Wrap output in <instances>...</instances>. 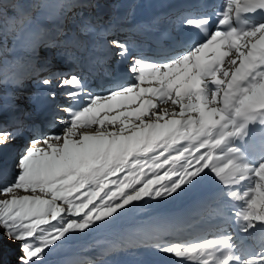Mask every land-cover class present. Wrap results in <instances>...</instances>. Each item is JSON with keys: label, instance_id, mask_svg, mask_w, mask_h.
I'll return each instance as SVG.
<instances>
[{"label": "snow or ice", "instance_id": "1", "mask_svg": "<svg viewBox=\"0 0 264 264\" xmlns=\"http://www.w3.org/2000/svg\"><path fill=\"white\" fill-rule=\"evenodd\" d=\"M257 13H264V0H225L215 31L210 16H189L184 23L193 32L180 50L158 60L132 56L123 69L127 79L106 81L97 86L101 91L90 89L75 72L39 80L50 89L48 97L55 100L60 89L68 103L58 105L66 113L57 119L60 131L30 139L15 175L0 187V232L20 244L17 264H47L46 258L74 236L152 201L175 199L207 175L206 169L225 189L221 196L233 199L201 145L223 126L217 122L233 105L243 106L235 115L247 121L256 117L252 109L264 106V23L239 26ZM109 43L120 57L130 55L124 42ZM169 102L179 111L161 107ZM22 131L0 125V146ZM193 140L196 149L187 147ZM256 180L264 181V169ZM256 196L243 219L264 224V183ZM157 247L181 264H264V253L241 259L230 244L224 257L206 247Z\"/></svg>", "mask_w": 264, "mask_h": 264}, {"label": "rangeland", "instance_id": "2", "mask_svg": "<svg viewBox=\"0 0 264 264\" xmlns=\"http://www.w3.org/2000/svg\"><path fill=\"white\" fill-rule=\"evenodd\" d=\"M5 1L13 2L14 0H5ZM84 1L90 4V6H87V9L92 8L94 11H98V7L105 6L107 2H112V0H99L100 5L98 6L96 5V1L98 0H84ZM29 8L30 7H28V9L25 10L27 14L31 13ZM50 8L51 10H53V12L57 14V17L53 19V22L51 24L43 23L44 21L36 20L37 26H39L41 29L43 28L46 32H48L47 35L46 33H44V30L42 29L43 32L37 34L39 41L31 43L30 41L31 37H28L27 38L28 45H31L35 49L33 48L34 49L33 51L30 50V52L26 54V56L23 54L24 49H22L21 53L11 55L19 59L20 64L19 66L16 65L13 68V74H11V76L8 78L7 81H13V82L18 81V83L20 82V87H17L19 89H17L16 91H12L9 86L6 93H0V99H7L6 101H0V125H7L10 130L18 126L22 128L28 126L34 128L35 124L33 122H29L27 119L36 118L37 116L35 115L38 114L44 108L47 101L53 100L50 97H48L46 93H44L43 85L39 83L40 73L39 74L38 73L34 74V73H36L37 69H39L41 66L42 67L44 65L46 66V64L48 63L55 64L53 59L54 58L56 59L58 57L59 50H54L53 48L49 49L48 46V49L46 51V40L47 42L49 41L51 35H53L54 33V29L63 27L61 28L62 29L61 32H62V38L64 40L69 39L71 35H75V39L80 45H82L81 47H86L85 45L87 44L89 46H92V48L95 51L101 53V49L96 50V47L98 46V43H103V42L101 39H99L100 37L93 35V30H95L98 24H99V28H101L103 23H100L101 21H97L88 15L89 11L86 9V6L83 4L82 0H59L57 4L54 3L52 4L51 2ZM64 29L70 32L69 33L70 35L64 37L63 36V33L65 32ZM43 33L44 35H42ZM18 44L19 41L13 43L15 50L16 48L19 47ZM39 44L43 45V49L39 47ZM103 45L105 46V44ZM1 47L2 45L0 43V48ZM108 47H111L110 43H108L107 48ZM21 48H23V46ZM66 49L67 48H64L63 50ZM126 58L128 60L131 59L129 58V56H127ZM8 60L9 59H7L6 62ZM30 62L33 64L39 62V64H37L35 68H32ZM45 69L42 73H47L49 71V69L46 70ZM41 70L42 68L39 69V71ZM4 73L5 71L0 74V86L1 84L6 83V78L2 79V74ZM85 81L91 83L89 79H85ZM57 82L58 81H54V83ZM56 91H57V97L55 100H53L51 109L57 111V113H55L51 117V125L54 128H56L54 132H59L61 126L57 123V119L59 117L66 116V113L62 111H58L59 109L58 105H64L65 103L68 102H66L67 98L61 95L62 90L56 89ZM57 99H59L60 101L57 102L56 101ZM31 114L35 117L31 116ZM23 120L25 121V123L20 124L19 121H23ZM45 125L49 126L47 123ZM47 126L46 128H48ZM51 127L46 130H50ZM89 131H91V129H89ZM29 132H31V129L29 130ZM50 132H52V130L39 132L40 135L38 136L46 135ZM217 134H218L217 138L220 140H223L226 136V135L224 136L222 133L221 134L217 133ZM32 138L33 137L25 138L24 130H23L22 134L17 139L12 141L7 147L0 146V172L2 171L1 167H5L3 171L9 174V176L8 175L4 176L5 174L3 175L1 174V176H4L5 180L0 181V187H3L8 182H10L17 171L16 164L18 163V158L22 150L20 151V149H17L19 147H15L13 146V144H15L19 140L21 141L19 143L23 144L24 147H26L28 146V141ZM33 146L43 147V145L41 144H37ZM14 149H17V151L19 150L18 155L12 157L9 153L8 156L7 154L9 150L15 152L16 150ZM10 156L11 158H13V160L11 161H9ZM228 159H229L228 161H231L230 158ZM208 163L212 171H214L215 161L212 160V162H208ZM7 165H9V168ZM12 165L14 166V170ZM248 165L250 167V173H249L250 178L245 180L238 190L239 197L242 200V204L240 205L241 207L240 210L244 212V214L249 210V205H251V202L257 199L256 193L259 190V184L264 183V181L258 182L256 180L257 173H259L261 169H264V153H262L261 156L256 158L252 164H248ZM7 168L10 169L11 171L8 170ZM205 171L208 173L207 175L202 174V178H197L194 183L186 186L184 191L175 199L169 198L167 200L159 201V202L152 201L147 206L142 207L133 212H130L127 215L113 221L109 225L99 228L98 234H96L93 238V241H95L96 243L90 242L87 247L89 249H92V246L95 244L96 245L104 244L105 246L108 243L114 242L117 239H127L125 242H121V243L117 242V245L114 246L117 250L122 252H118L113 256H110L111 254L107 255L110 257H108L106 261L102 260L103 257L101 259L95 260L96 258L100 257V255H97L95 251H90L89 249H86L89 251H84V252L80 251L79 253H83L84 256L83 258H86L85 260L89 261L88 264H148L145 261V258L154 260L156 258L161 259L170 256L168 254L159 251L157 245L162 247L167 244H180L182 246L187 245L189 247H193L199 250L200 246L202 245V240L207 239V237L205 236H207V234L211 231H217L215 230L216 228L213 229L207 228L206 231L203 232V230L200 228H204L206 226L207 221L211 222L212 219L206 220L207 216L212 211L211 207L218 200L219 201L223 200L221 193L225 191V189L221 187L218 190H214V186L217 185L218 180L207 169ZM226 190L230 191V188L227 187ZM208 191L210 192L216 191V193L213 192L206 193ZM200 195L204 197L212 195L213 197L210 198L211 200L206 203V205L209 207L203 209L201 211V215H198V212H196L195 209H201L200 205L204 201H197L198 205L197 204L190 205L191 202L190 200L193 199L194 197L197 196L199 197ZM261 203H264V201H261ZM187 206H190L189 212L187 214V217L183 221L184 224H182L183 225L182 228L181 224L179 222H175L174 219L171 217H174L175 214L179 215L177 216L179 218L180 216L182 217L185 214L184 209ZM225 213L227 214L226 210ZM257 222L258 221H256L255 219L251 221L252 224H250L247 221L243 229V233L248 234L249 230L252 227H254L257 224ZM227 224H228V220H227ZM198 229H200V231H196ZM226 229L227 227L222 231L225 232ZM186 231H188L187 234H185ZM88 233L90 232H86L85 238H87V240H90L88 239L89 236H86L88 235ZM226 233H223V235L227 237L229 244L231 245L232 248H234V253L240 256V252L242 253L241 242L235 243L237 238H235V236L231 233L227 236ZM208 238L210 237L208 236ZM77 240H78L77 236H74L70 240L72 247L78 246L77 244L81 242V240L79 241ZM74 241L76 242L73 243ZM0 242L3 245L9 247L5 252V256L2 264H17L18 257L21 255L19 251L20 244L17 245L16 242H13L10 239L4 237L2 232H0ZM88 242L85 241V243ZM262 243L264 242L257 241L255 242V245L257 247L259 245L262 246ZM70 248H71L70 246L64 245L59 250L54 251L46 258L47 264H65V262H68L66 252L68 249L70 250ZM258 252L259 254L261 253V248L258 250ZM152 262L153 261H151V263ZM78 264H82V262H79ZM179 264H181V262ZM183 264H185V262H183Z\"/></svg>", "mask_w": 264, "mask_h": 264}, {"label": "bare ground", "instance_id": "3", "mask_svg": "<svg viewBox=\"0 0 264 264\" xmlns=\"http://www.w3.org/2000/svg\"><path fill=\"white\" fill-rule=\"evenodd\" d=\"M83 4L86 6H90L89 3L82 0ZM176 0H112V2H107L105 6L98 7V11H94L92 8L87 9L89 11L88 15L91 16L93 19L97 21H101L102 27L104 28H112L115 27V25H119L118 28L124 29V18H128V13H131V11H128L129 8L133 6L140 7L145 12V17L139 19V21L144 20L151 14V16H155V12L158 9H161L171 3H173ZM225 0H215V2L211 5V7L206 9H213L216 14V19L214 20V26L213 30L215 31L217 29L216 21L219 18V13L224 10ZM125 12H124V11ZM138 11V10H137ZM179 12L180 15H179ZM184 12V14H183ZM190 10L188 7L182 8L180 11H177V13H174V19L175 24H177V20L181 18V16H189ZM183 14V15H182ZM196 14V13H195ZM192 14L191 16L195 15ZM215 14V13H212ZM179 15V16H178ZM150 22H153L154 20L149 19ZM258 23H264L262 22H251L248 25H245L247 27L255 26ZM51 24V23H50ZM138 23L131 24L133 28L137 27ZM101 27V28H102ZM244 27V26H243ZM63 28V27H61ZM61 28L54 29L53 35H51L49 41L46 40V51L48 49L53 48L54 50H59L58 57L53 59L55 64L48 63L46 66L44 65L41 71L37 69V72L34 74H39L40 79L49 76L53 72L58 73H72L75 72L77 75H79L82 79H89L91 83L86 82L89 85L90 89H93L95 91H101V88L97 87L98 85H104L106 81L109 80H117V79H124L126 80L127 77L124 76V73H120L119 75L115 76L113 75L111 68H115L116 66L124 65L127 63L126 56L121 58L120 62H117L114 58L116 52H113L111 47L107 48L108 42L105 43H98L97 49H101V53L95 51L92 46L85 45L86 47H81L76 39L75 35H71L69 39H63L62 38V32ZM99 28L98 26L93 30V35H96L98 37H105L108 35H105V31ZM65 30V29H64ZM187 30L189 32L192 31V28L189 26L187 27ZM223 30V29H221ZM125 32H127L126 37L124 38V41L130 40L133 42V47H140L144 45V40L132 29L128 30L125 29ZM70 32L65 30L63 33V36L66 37ZM57 39V40H56ZM259 43V42H258ZM105 44V46L103 45ZM127 46L129 49H132V45H129L127 43ZM243 46V45H241ZM64 48H67L66 50H63ZM102 54V55H101ZM142 54L145 55L143 52ZM173 54V53H172ZM171 55V53H168L166 56ZM233 55H235V51H233ZM166 57L160 58L165 59ZM112 60V61H109ZM57 62V63H56ZM108 62V63H107ZM109 63H113L114 65H109ZM39 64L37 62L36 64L31 63L30 65L32 68H35ZM52 65V66H51ZM49 69L47 73H42L44 69ZM45 69V70H46ZM52 69V70H51ZM51 70V72H50ZM33 74V73H32ZM33 74V75H34ZM48 74V75H47ZM38 75V76H39ZM144 86H148L145 84ZM43 91L46 93L47 91H50V89H45L43 86ZM51 100V99H50ZM57 102L60 100L57 99ZM63 102V101H62ZM68 102V100L66 101ZM65 103V101H64ZM53 104V100L47 101L44 108L35 116L36 118L27 119L29 122H33L35 124L34 128L31 127H24L22 128L24 130V137L30 138V137H36L40 135L39 132L44 131H51L54 132L56 128H54L51 125V117L57 113V111L51 109ZM67 104V103H65ZM64 104V105H65ZM223 106V105H221ZM161 107L168 108L170 111L175 110L179 111L178 107H175L169 102L166 105H161ZM239 107H243L242 105H233V108L228 111L227 117L224 115H221L220 122H223L222 127H217L215 129V132L204 141V144L201 146L206 145L207 150L204 153V156L207 157V162H212V160L215 161V169L213 172L217 174V177L220 181L225 183L227 187L230 188V193H234L232 200H226L223 198L221 201L215 202L211 207V213L207 216L206 220H211V222L207 221L206 226L204 228H200L203 230V232L206 231L207 228H216L217 231H211L207 234V239L202 240V245L200 246V249L202 247H206L208 249H211L212 251L216 252L219 257H224L227 253V245H229V241L227 237L222 235L223 233L221 230L226 226L227 219L230 221H236L237 227L230 232L227 231L228 234H233L237 240L235 243L241 242L242 245V253L240 252L241 259L247 258L248 256L257 255L259 254L258 250L261 248L260 246H256L255 242L261 241L260 238H258V235H255L253 232L244 234L243 229L245 227V224L247 221L243 219L244 212L240 210V205L242 204V200L239 197V188L243 184L245 180L250 178V167L248 164H252L256 158L262 155L264 153V114H261V108L264 107L262 105H257L254 109H252L253 113L255 114V118L252 120H245L242 117H238L235 115V112L238 110ZM31 116H33L31 114ZM33 116V117H35ZM234 121V123H232ZM20 124L25 123V121H19ZM48 124L51 129L46 130L50 128L49 126L45 125ZM50 123V124H49ZM31 124V123H30ZM46 126L48 128H46ZM31 129V132L29 130ZM237 129L239 130L237 132ZM217 133H222L225 138L223 140H220L217 138ZM21 141H17L13 146L19 147L17 149H20V151L23 149L24 145L19 143ZM186 142L181 141V144H184ZM12 146V148H13ZM179 146V145H178ZM191 149H196L198 147L195 140L191 141L188 146ZM15 152L9 150L10 155L17 156L19 153V150ZM205 150L201 149L200 152L203 153ZM197 154L198 153H194ZM9 157V161L13 160V158ZM230 158L231 161H228ZM211 160V161H209ZM9 168V165H7ZM13 170L14 166L12 165ZM7 168V169H8ZM5 167H1L0 172V181L5 180L4 176H9V174L5 171H3ZM10 170V169H8ZM11 171V170H10ZM1 174H5L4 176H1ZM211 187V186H210ZM221 187L220 183L217 182V185L214 186V190H218ZM222 188V187H221ZM211 189V188H210ZM213 192V191H212ZM210 191L206 193H212ZM205 193V194H206ZM213 193H216L214 191ZM200 195L197 199V197H194L190 201V205H198L197 201H204L200 205L201 209H195L196 212H198V215H201V211L203 209H206L207 206L206 203L209 202L213 196L209 195L207 197H204ZM215 197V196H214ZM197 199V200H196ZM209 199V200H208ZM195 200V202H194ZM208 200V201H206ZM188 204V203H187ZM186 204V205H187ZM189 207L187 206L184 209V215L180 218L177 217L179 215H174V217H171L174 219L175 222H179L181 224V227L184 219L187 217V214L189 212ZM195 208V207H193ZM192 208V209H193ZM199 210V211H197ZM225 210L227 214L225 213ZM228 210V211H227ZM206 211V210H205ZM187 222V221H186ZM185 222V223H186ZM186 226V225H185ZM258 227L262 228L264 227V224L258 223ZM183 228V227H182ZM200 229L196 231H200ZM93 231L89 233V235L92 234ZM188 231L185 232L187 234ZM262 235V232L259 233V237ZM208 236L210 238H208ZM248 236V237H247ZM248 238L249 240H247ZM245 239V241L243 240ZM250 239L253 241V245L249 243ZM264 240V239H263ZM231 246V245H230ZM232 248V247H231ZM234 252V248H232ZM236 255V253H234ZM238 256V255H237ZM145 261L149 264L151 261H153L151 264H179L180 261L177 260V258L173 256H167L164 258H161L159 260L156 259H149L145 258ZM185 264H194V262H187L185 261Z\"/></svg>", "mask_w": 264, "mask_h": 264}, {"label": "trees", "instance_id": "4", "mask_svg": "<svg viewBox=\"0 0 264 264\" xmlns=\"http://www.w3.org/2000/svg\"><path fill=\"white\" fill-rule=\"evenodd\" d=\"M58 1L59 0H14L13 2H7L5 0H0V43L2 45L0 48V74L5 71V73L2 74V79L6 78V83L1 84L0 86V93H6L9 86L12 91H16L17 87H20V82L18 83V81H7L11 74H13V68L20 64L19 59L11 55L21 53L22 49H24L23 54L26 56L30 50L33 51L35 49L31 45H28L27 38L31 37V43L39 41L37 34L43 31L37 26L36 20L52 23L53 19L57 17V14L51 10L50 4L51 2L52 4H57ZM28 7H30V14L25 12ZM16 41H19V47L15 50L13 43ZM22 46L23 48H21ZM39 46L40 48H43V45L40 44ZM7 59L9 60L6 62ZM6 100L7 99H0V101ZM80 240L81 242L77 244L78 246L76 247H72L68 242L65 244L66 246L71 247L70 250L68 249L66 252L68 262H65V264H78L79 262H82V264H88L89 261L85 260L86 258H83V253H79L80 251H95L97 255H100V257L95 260L103 257V261H106L108 257L121 252L114 249L113 244L115 241L108 243L105 246L104 244H95L92 246V249H89L87 247L90 242L85 243V240ZM125 240L126 239H119V241ZM91 243L96 242L91 241ZM8 248L9 247L0 242V264L3 263L5 252ZM109 254L111 255L107 256Z\"/></svg>", "mask_w": 264, "mask_h": 264}, {"label": "water", "instance_id": "5", "mask_svg": "<svg viewBox=\"0 0 264 264\" xmlns=\"http://www.w3.org/2000/svg\"><path fill=\"white\" fill-rule=\"evenodd\" d=\"M17 243V245H19V243L18 242H16Z\"/></svg>", "mask_w": 264, "mask_h": 264}]
</instances>
